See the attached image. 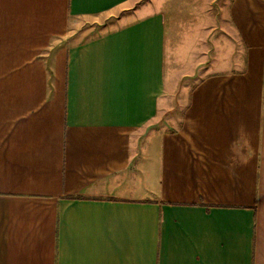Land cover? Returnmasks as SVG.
<instances>
[{
  "label": "crops",
  "instance_id": "crops-1",
  "mask_svg": "<svg viewBox=\"0 0 264 264\" xmlns=\"http://www.w3.org/2000/svg\"><path fill=\"white\" fill-rule=\"evenodd\" d=\"M137 1L0 0V264H264V0L178 6L220 66L162 133L187 14Z\"/></svg>",
  "mask_w": 264,
  "mask_h": 264
},
{
  "label": "rangeland",
  "instance_id": "rangeland-1",
  "mask_svg": "<svg viewBox=\"0 0 264 264\" xmlns=\"http://www.w3.org/2000/svg\"><path fill=\"white\" fill-rule=\"evenodd\" d=\"M170 1V0H168ZM176 9H183L186 11L187 22L180 24L178 31L170 30L167 38L166 47V81L167 89L170 92L173 84V98L174 109L164 116H160L157 122L153 123L150 127H147L150 131H156L157 133L170 132L176 127H179L183 112L186 108V104L189 101L191 93L200 79L208 73L213 71L210 68H218L220 65L217 61L215 51L213 50V37L210 39H203V32L199 31V25L202 23L200 19L193 12V7L178 6L186 4L188 1L194 0H172ZM166 0H138L130 10L121 11L116 19L124 16L125 14L138 13V10H142L145 7L148 9L142 12H149L151 10H164V4ZM111 20H108V25L116 27V23L112 24ZM105 28H100L99 33H105ZM197 40L201 42L200 46L196 48ZM200 50V53L197 51ZM208 49V51H207ZM203 52H208L207 54ZM197 65L198 63H201ZM197 65L195 72L194 68ZM173 76V78H172ZM173 79V83H172ZM175 127V128H174Z\"/></svg>",
  "mask_w": 264,
  "mask_h": 264
}]
</instances>
